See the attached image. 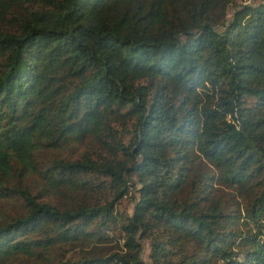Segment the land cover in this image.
I'll return each mask as SVG.
<instances>
[{"label":"trees","instance_id":"obj_1","mask_svg":"<svg viewBox=\"0 0 264 264\" xmlns=\"http://www.w3.org/2000/svg\"><path fill=\"white\" fill-rule=\"evenodd\" d=\"M4 201L0 264H264V0H0Z\"/></svg>","mask_w":264,"mask_h":264},{"label":"rangeland","instance_id":"obj_2","mask_svg":"<svg viewBox=\"0 0 264 264\" xmlns=\"http://www.w3.org/2000/svg\"><path fill=\"white\" fill-rule=\"evenodd\" d=\"M238 1H248V0H238ZM0 209L5 210V211H9V212L14 211V209L11 206V203L7 202V201L0 203ZM128 209L130 210V205H128ZM147 251H148V247L146 246L144 253H143L144 258H146V256H147Z\"/></svg>","mask_w":264,"mask_h":264}]
</instances>
